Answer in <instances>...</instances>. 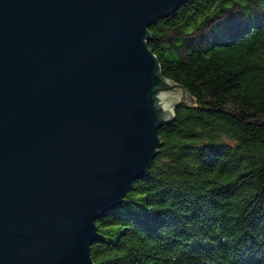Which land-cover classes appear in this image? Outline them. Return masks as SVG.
I'll list each match as a JSON object with an SVG mask.
<instances>
[{
  "label": "water",
  "instance_id": "water-1",
  "mask_svg": "<svg viewBox=\"0 0 264 264\" xmlns=\"http://www.w3.org/2000/svg\"><path fill=\"white\" fill-rule=\"evenodd\" d=\"M190 0H0V264H95L97 221L193 102L149 28Z\"/></svg>",
  "mask_w": 264,
  "mask_h": 264
},
{
  "label": "trees",
  "instance_id": "trees-1",
  "mask_svg": "<svg viewBox=\"0 0 264 264\" xmlns=\"http://www.w3.org/2000/svg\"><path fill=\"white\" fill-rule=\"evenodd\" d=\"M175 110L147 175L97 221L95 264H264V0H190L149 28Z\"/></svg>",
  "mask_w": 264,
  "mask_h": 264
}]
</instances>
